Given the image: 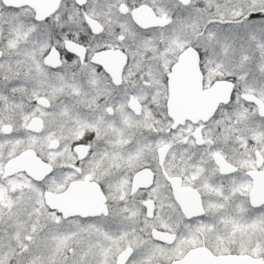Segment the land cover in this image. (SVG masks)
Instances as JSON below:
<instances>
[{
	"label": "snow or ice",
	"instance_id": "1",
	"mask_svg": "<svg viewBox=\"0 0 264 264\" xmlns=\"http://www.w3.org/2000/svg\"><path fill=\"white\" fill-rule=\"evenodd\" d=\"M0 264H264V0H0Z\"/></svg>",
	"mask_w": 264,
	"mask_h": 264
}]
</instances>
